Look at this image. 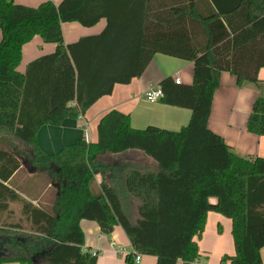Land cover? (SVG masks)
I'll return each mask as SVG.
<instances>
[{
  "label": "trees",
  "instance_id": "trees-1",
  "mask_svg": "<svg viewBox=\"0 0 264 264\" xmlns=\"http://www.w3.org/2000/svg\"><path fill=\"white\" fill-rule=\"evenodd\" d=\"M152 1L0 0V177L8 180L25 157L49 184L38 204L14 195L28 225L0 228V264H96L84 250L81 219L103 234L120 225L132 246L127 264L137 254L155 256L156 264H193L208 211L232 221L235 252L222 262L264 264V157L235 154L208 127L221 72L239 84L259 81L264 0ZM101 19L98 33L64 42L62 23L90 27ZM35 35L55 48L21 71L22 47ZM156 53L193 63L192 83L158 82L160 100L191 111L185 125L134 128L128 113L110 109L97 122L96 141L77 139L52 154L39 148L42 125L84 114L115 84L139 77ZM263 114L258 97L249 131L264 134ZM135 151L157 169L130 162Z\"/></svg>",
  "mask_w": 264,
  "mask_h": 264
},
{
  "label": "crops",
  "instance_id": "crops-1",
  "mask_svg": "<svg viewBox=\"0 0 264 264\" xmlns=\"http://www.w3.org/2000/svg\"><path fill=\"white\" fill-rule=\"evenodd\" d=\"M42 1L45 0H14L16 3L29 6L38 5ZM51 1L57 4L61 0ZM150 3L155 5L159 3V0ZM104 25L105 19H101L90 27H85L78 22H64L62 23L64 42L70 43L81 36L96 34ZM54 48V44L45 43L38 35H35L22 47L19 70L24 71L31 60L52 52ZM166 76L177 77L180 83L190 84L193 80V63L161 53L154 54L139 77L127 84H115L110 94L97 99L84 114L65 118L59 125H42L36 134L39 148L46 154H52L64 145L83 138L85 122L89 140L96 141L97 122L110 109L128 113L130 124L134 128L156 125L170 130L180 129L190 119L189 109L168 105L162 100L150 102L144 97L148 87L158 86V82ZM258 76L257 83L245 81L239 84L235 75L227 71L221 72L208 119L209 129L220 135L235 154L243 157H264V134L251 132L247 128L254 101L258 97H264V66L259 69ZM260 120L264 125V114L261 115ZM20 160L19 169L8 180L0 177V183L9 188L7 190L0 186V228L10 231H13L9 227L11 224L28 225L22 214L23 203L14 195L18 194L25 200L38 204L49 187L43 173L36 171L25 157H20ZM129 161L143 164L145 168L157 169V164L140 151H135ZM99 177L97 176V179L100 182ZM126 206L129 205L126 204ZM79 225L84 234V250L90 253L97 252L96 264H127L125 255L132 252V246L120 225H116L110 234L101 233L95 221L81 219ZM231 227L230 218L215 211L207 212L202 235L195 237L200 252L199 259L203 264H231L229 260L221 261L224 254L232 255L235 252ZM260 255L264 262V247L261 248ZM134 264H156V257L141 254L139 261Z\"/></svg>",
  "mask_w": 264,
  "mask_h": 264
},
{
  "label": "built area",
  "instance_id": "built-area-1",
  "mask_svg": "<svg viewBox=\"0 0 264 264\" xmlns=\"http://www.w3.org/2000/svg\"><path fill=\"white\" fill-rule=\"evenodd\" d=\"M176 83H180L179 78H174ZM164 96V93L162 91V89L159 86H152V87H148L145 92H144V97L146 100L150 101V102H155L160 100L162 97ZM85 141L88 143L89 140V135H88V129H87V123H84V137ZM92 255H97V252L92 251L91 252ZM140 259V254L135 255V262H138ZM194 264H203L201 262L200 259L196 260L193 262Z\"/></svg>",
  "mask_w": 264,
  "mask_h": 264
},
{
  "label": "rangeland",
  "instance_id": "rangeland-1",
  "mask_svg": "<svg viewBox=\"0 0 264 264\" xmlns=\"http://www.w3.org/2000/svg\"><path fill=\"white\" fill-rule=\"evenodd\" d=\"M21 4H23V3H21ZM32 6H36L35 4H33ZM15 144V146H17V143H14ZM207 236H209V235H207Z\"/></svg>",
  "mask_w": 264,
  "mask_h": 264
}]
</instances>
